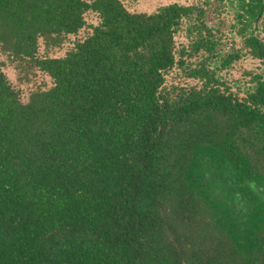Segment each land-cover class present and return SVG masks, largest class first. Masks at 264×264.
Wrapping results in <instances>:
<instances>
[{
  "label": "trees",
  "instance_id": "16d2710c",
  "mask_svg": "<svg viewBox=\"0 0 264 264\" xmlns=\"http://www.w3.org/2000/svg\"><path fill=\"white\" fill-rule=\"evenodd\" d=\"M0 56V264H264V0H0Z\"/></svg>",
  "mask_w": 264,
  "mask_h": 264
},
{
  "label": "rangeland",
  "instance_id": "374dc122",
  "mask_svg": "<svg viewBox=\"0 0 264 264\" xmlns=\"http://www.w3.org/2000/svg\"><path fill=\"white\" fill-rule=\"evenodd\" d=\"M120 1L129 12H140V13H151L156 8L171 3L190 5L198 2V0H120ZM227 18L228 17H225L224 19ZM227 20L229 21V18ZM87 22L94 24L96 23V20H94L91 16H87ZM78 37H82V33H79ZM74 39L68 38V40L60 47L59 50L49 49L47 51H45L43 45L41 44V41H39L38 55L46 54L47 56L50 57H61L64 54V52L70 47ZM174 40L177 47L178 45L186 44V39L184 38V32H178L175 35ZM0 62L4 63V66H0L2 72L4 73L10 84L14 88L19 90V92L21 93L20 97L22 101L26 100V96L30 90H34L38 87L47 88L49 86L48 84L50 83L49 80L46 77H43L42 75L36 72L34 74L35 75L34 77L30 75H26L24 73L18 74V71L15 69L14 64H7L3 56H0ZM258 67H259V63L257 61L251 60L248 57H243L242 59H240V61L232 65L231 68L221 72L220 74L222 75L224 81H226L225 83L229 84L231 87L230 89L235 92L237 91L238 88L242 89V87L245 85L244 82L248 79L247 76L248 73H257L259 71ZM164 79H165L164 87L167 88L170 85L189 87V86H193L196 83L195 81L184 78L182 73L176 68H173L168 73H166ZM42 82L45 83V86L43 87L41 86Z\"/></svg>",
  "mask_w": 264,
  "mask_h": 264
}]
</instances>
